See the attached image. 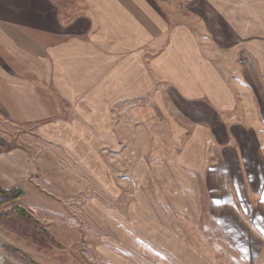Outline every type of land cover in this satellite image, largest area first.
Returning <instances> with one entry per match:
<instances>
[{
    "label": "crops",
    "instance_id": "0c3cea01",
    "mask_svg": "<svg viewBox=\"0 0 264 264\" xmlns=\"http://www.w3.org/2000/svg\"><path fill=\"white\" fill-rule=\"evenodd\" d=\"M70 1L0 0L3 185L22 188L16 173L36 170L29 153L8 151L2 122L33 126L110 183L115 159H154L162 189L197 191L196 206L236 154L229 144L263 165L264 0ZM169 13L185 19L170 26Z\"/></svg>",
    "mask_w": 264,
    "mask_h": 264
},
{
    "label": "rangeland",
    "instance_id": "374dc122",
    "mask_svg": "<svg viewBox=\"0 0 264 264\" xmlns=\"http://www.w3.org/2000/svg\"><path fill=\"white\" fill-rule=\"evenodd\" d=\"M166 18L173 26L185 16L169 13ZM246 97L244 105L254 103ZM1 125L13 136L10 144L29 153L35 164L33 173L17 172L19 182L13 184L25 191L20 206L40 224L11 206L4 208L0 250L6 264H264V155L262 166L251 163L244 143L229 144L236 154L227 152L228 164L220 167L223 159L215 161L219 181L200 192L205 203L196 206L197 191L184 192L180 199V192L162 189L170 185L164 175L151 176L148 162L154 159L137 164L134 156L125 162L115 159L110 183L95 168L87 173L83 159L64 154L35 134L33 126ZM135 168L144 171L145 189L136 190ZM150 178L157 181L154 189ZM222 194L226 197L219 201L216 196Z\"/></svg>",
    "mask_w": 264,
    "mask_h": 264
},
{
    "label": "trees",
    "instance_id": "16d2710c",
    "mask_svg": "<svg viewBox=\"0 0 264 264\" xmlns=\"http://www.w3.org/2000/svg\"><path fill=\"white\" fill-rule=\"evenodd\" d=\"M14 146L13 144L9 146L8 150H11ZM25 196L24 189L20 187H5L0 183V214L3 215L4 208L6 206H11L17 215L25 217L27 220L34 222L39 228L40 224L37 220L27 212L24 208L20 206V200Z\"/></svg>",
    "mask_w": 264,
    "mask_h": 264
},
{
    "label": "built area",
    "instance_id": "2783aa9c",
    "mask_svg": "<svg viewBox=\"0 0 264 264\" xmlns=\"http://www.w3.org/2000/svg\"><path fill=\"white\" fill-rule=\"evenodd\" d=\"M7 256L0 250V264H6L7 263Z\"/></svg>",
    "mask_w": 264,
    "mask_h": 264
}]
</instances>
